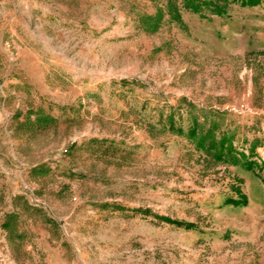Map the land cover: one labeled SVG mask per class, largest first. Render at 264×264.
<instances>
[{
	"label": "rangeland",
	"instance_id": "obj_1",
	"mask_svg": "<svg viewBox=\"0 0 264 264\" xmlns=\"http://www.w3.org/2000/svg\"><path fill=\"white\" fill-rule=\"evenodd\" d=\"M166 2L0 0V264H264V3Z\"/></svg>",
	"mask_w": 264,
	"mask_h": 264
},
{
	"label": "trees",
	"instance_id": "obj_2",
	"mask_svg": "<svg viewBox=\"0 0 264 264\" xmlns=\"http://www.w3.org/2000/svg\"><path fill=\"white\" fill-rule=\"evenodd\" d=\"M230 3H238L241 8H253L258 7L264 3V0H167L165 3L166 13L169 15L171 21L178 25H182L180 10L183 9L186 12L199 15L201 18H206L204 12H209L212 16L223 17L227 13ZM161 10L157 15L156 22H152V29H157V22L161 21ZM125 83V82H123ZM171 126L172 121L170 122ZM216 127H210L207 131L202 132L199 129V124L196 122L187 130L185 136L191 140L196 148L203 152L207 157L212 159L216 163H225L232 166L242 165L247 171H253L254 162L247 160L245 154L238 153L233 143L225 138H217L215 131ZM178 133H183L182 129L178 130ZM238 198L229 197L224 200V204H232L234 206L246 205L247 197L241 193L239 188H236ZM140 210L144 214H148L150 210L148 208L136 209ZM12 216V215H11ZM160 221L167 222L176 226H182L187 229L195 228L196 225L192 222L181 221L173 219L168 216L154 215ZM9 221H5L3 226L7 227Z\"/></svg>",
	"mask_w": 264,
	"mask_h": 264
}]
</instances>
